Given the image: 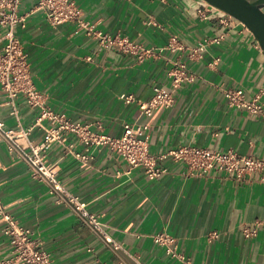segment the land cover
I'll use <instances>...</instances> for the list:
<instances>
[{"label":"crops","instance_id":"obj_1","mask_svg":"<svg viewBox=\"0 0 264 264\" xmlns=\"http://www.w3.org/2000/svg\"><path fill=\"white\" fill-rule=\"evenodd\" d=\"M39 1L22 0L26 21L16 31L48 107L113 136H121L125 124L132 123L155 154L195 145L264 158V119L230 107L223 91L261 92L264 101V49L246 26L227 27L225 39L212 43L226 28L220 11L211 10L206 19L199 15L204 0H75L94 31L128 36L152 50L140 59L139 53L101 43L76 21L51 23ZM173 35L188 49H161ZM203 42H208L204 52L191 58L189 48ZM182 61L195 79L174 88L169 70ZM159 90L172 91L175 103L152 116L120 98L133 94L147 100ZM39 112L23 95L15 105L9 102L0 85V117L7 127L29 129ZM47 135L35 125L19 141L25 146L45 143L43 153L57 163L59 181L100 215L122 245L114 250L105 243L71 204L33 176L30 163L10 151L0 135V202L33 230L57 264H181L155 241L159 231L174 235L179 250L195 264H264L262 173L195 175L184 162L168 158L169 171L151 178L108 146L91 148V158L84 161L69 149L74 142V150H85L77 136L46 141ZM4 226L0 216V257L11 254ZM245 227L257 228L256 235L247 236ZM215 229L219 237L209 239Z\"/></svg>","mask_w":264,"mask_h":264},{"label":"built area","instance_id":"obj_2","mask_svg":"<svg viewBox=\"0 0 264 264\" xmlns=\"http://www.w3.org/2000/svg\"><path fill=\"white\" fill-rule=\"evenodd\" d=\"M21 3L22 0H0V85L7 93L9 102L15 105L17 98L23 95L28 103L33 107H38L40 112L29 129L9 128L0 117V135L8 140L10 151H17L30 163L33 176L40 181L47 182L51 187V192L57 193L60 201L71 204L80 217L92 227L93 231L114 250L121 249V243L107 231L100 215L90 211L86 202L70 193L59 181L57 163L49 161L43 153L45 143L31 142L25 146L19 141V138L26 136L33 126L44 127L48 133L46 141H65L68 139V133L77 136L85 145V150H74V142L70 143L69 149L77 158L84 161L91 158V148L108 146L113 152L123 157L131 167H142L151 178H158L166 174L169 168L164 164V161L171 158L176 162H184L188 172L195 175H204L216 170L244 178L249 174L260 172L264 179V158L242 155L232 149L225 151L195 145H182L155 154L151 152L148 140L137 136L132 123L125 124L121 136H113L94 131L88 124L73 121L66 113L57 112L48 107L45 94L36 88L32 80L28 54L16 31L19 26H24L26 21V15L20 11ZM205 3L198 9L199 15L206 19L211 10L220 11V21L226 28L220 35L210 39L212 43H220L225 39L228 34L227 27H233L236 23L243 24L220 8L206 1ZM37 6L46 9L47 17L53 24L76 21L80 27L95 32L101 43L105 45L116 46L130 53H139L140 59H144L152 53L151 49L141 48L128 36L94 31L89 21L83 19L82 11L75 0H40ZM207 43L203 42L189 48V56L195 58L204 52ZM161 49L176 51L188 48L181 44L177 36L173 35ZM218 60L217 58L210 64L215 65ZM169 75L174 88H179L183 83L195 79V74L190 71L184 61L177 62L169 70ZM223 91L230 107L247 109L251 114L260 115L264 119V101L261 100V92L248 96L243 88L226 87ZM120 98L129 103H136L147 116H152L155 110L161 106L169 107L175 103L173 92L164 90L157 91L147 100L137 99L133 94L121 95ZM14 111L17 112L16 107ZM0 216L5 222L3 231L8 236L11 246V254L0 257V264H57L52 254L40 247V241L33 230L20 223L1 202ZM244 232L247 236H254L257 233V228L245 227ZM219 235V230L215 229L209 232L208 237L215 239ZM153 237L159 245L166 249L168 255L179 260L181 264H195L179 250L177 240L171 233L159 231Z\"/></svg>","mask_w":264,"mask_h":264},{"label":"water","instance_id":"obj_3","mask_svg":"<svg viewBox=\"0 0 264 264\" xmlns=\"http://www.w3.org/2000/svg\"><path fill=\"white\" fill-rule=\"evenodd\" d=\"M240 20L264 49V0H204Z\"/></svg>","mask_w":264,"mask_h":264}]
</instances>
